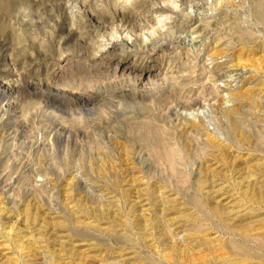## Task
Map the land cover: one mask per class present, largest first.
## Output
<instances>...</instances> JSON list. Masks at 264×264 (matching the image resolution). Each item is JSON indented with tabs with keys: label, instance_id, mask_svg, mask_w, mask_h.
<instances>
[{
	"label": "rangeland",
	"instance_id": "obj_1",
	"mask_svg": "<svg viewBox=\"0 0 264 264\" xmlns=\"http://www.w3.org/2000/svg\"><path fill=\"white\" fill-rule=\"evenodd\" d=\"M246 1L0 0V264H264Z\"/></svg>",
	"mask_w": 264,
	"mask_h": 264
},
{
	"label": "bare ground",
	"instance_id": "obj_2",
	"mask_svg": "<svg viewBox=\"0 0 264 264\" xmlns=\"http://www.w3.org/2000/svg\"><path fill=\"white\" fill-rule=\"evenodd\" d=\"M211 1H212V0H211ZM213 1H215V0H213ZM263 1H264V0H263ZM216 2H218V1H216ZM219 2H220V1H219ZM219 2H218V3H219ZM221 2H222V1H221ZM238 2L241 3V5H242L243 2H247V1H246V0H238ZM207 3H208V2H207ZM239 3H238V4H239ZM262 3H263V2H262ZM250 4H251V3H250ZM229 5H230V4H229ZM243 5H244V4H243ZM263 5H264V3H263L261 6L263 7ZM161 7H162V6H161ZM238 7H239V6H238ZM246 9H247V11H249V10H248L249 8H246V7H245V10H246ZM166 10H167V9L159 8L157 12L162 13V12H165ZM250 10H251V8H250ZM254 10H255V9H254ZM263 10H264V9H263ZM182 11H183V10H182ZM217 11H218V10H217ZM247 11H246V12H247ZM261 11H262V10H261ZM157 12H156V13H157ZM166 12H167V11H166ZM179 12H180V11H179ZM186 12H187V11H186ZM186 12H185V14H186ZM193 12H194V11H193L192 8L190 7V8L188 9V14L192 15ZM167 13H168V12H167ZM250 13H252V12L250 11ZM164 14H165V13H164ZM248 15H249V13H248ZM162 16H163V15H162ZM192 16H193V15H192ZM168 17H169V16H168ZM168 17H167V18H168ZM171 17H172V16H171ZM183 17H184V16H183ZM259 17H260V16H259ZM160 18H162V17H160ZM249 18H250V17H249ZM261 19H264V16H263ZM174 20H175V19H174ZM191 20H192V19H191ZM259 22H260V21H259ZM237 23H238V22H237ZM163 24H164V23H163ZM173 24H174V23H173ZM253 24H254V23H253ZM256 24H258V23H256ZM256 24H255V25H256ZM263 24H264V22H263ZM239 25H240V24H239ZM243 25H244V24H243ZM251 25H252V24H250V27H251ZM247 26H248V25H247ZM252 26H253V25H252ZM256 26H257V25H256ZM161 29H162V28H161ZM167 29H168V28H167ZM243 29H244V28H243ZM254 29H255V27H254ZM154 30H155V29H154ZM173 30H174V28H173ZM191 30H192V29H191ZM248 30H249V29H248ZM161 31H162V30H161ZM163 31H164V30H163ZM163 31H162L161 34L158 32V34H160V36L165 35L166 33L163 34ZM169 31H170V30H169ZM171 31H172V30H171ZM192 31H193V30H192ZM153 32H154V31H153ZM245 32H246V31H245ZM245 32H244V33H245ZM252 32H253V31H252ZM252 32H251V33H252ZM169 33H170V32H169ZM169 33H168V34H169ZM248 34H249V33H248ZM248 34H247V35H248ZM153 35L156 36V32H154ZM150 36H151V35H150ZM158 36H159V35H158ZM248 36H249V35H248ZM168 37H169V35H168ZM239 37H240V36H239ZM116 38H118V37H116ZM123 38H124V37H123ZM152 38H153V36L150 37V39H152ZM157 38H159V37H157ZM247 38H249V37H247ZM121 39H122V38H121ZM162 39H163V38H162ZM169 39H170V37H169ZM244 39H245V38H244ZM149 41H150V40H149ZM195 41H196V40H195ZM207 41H208V40H207ZM242 41H243V40H242ZM242 41H241V42H242ZM124 42H125V43H124L125 45H128V44L131 43L132 41H130L129 39H128V40L124 39ZM157 42H158V41H157ZM169 42H170V41H169ZM122 43H123V42H122ZM151 43H152V42H151ZM151 43H150V44H151ZM173 43H174V42H173ZM173 43H172V44H173ZM166 44H168V43H166ZM162 45H163V44H162ZM192 45H193V44H192ZM128 46H129V45H128ZM155 46H156V45H155ZM171 46H172V45H171ZM123 47H124V46H123ZM193 47H194V45H193ZM102 48H103V47H102ZM160 48H161V47H160ZM158 50H159V49H158ZM166 51H168V50H166ZM179 51H180V50H179ZM164 52H165V51H164ZM198 52H199V51H198ZM198 52H196V53H198ZM147 53H148V52H147ZM110 54H111V53H110ZM200 54H201V53H200ZM98 56H99V55H98ZM109 56H110V55H109ZM198 56H199V54H198ZM113 58H114V56H113ZM181 58H182V57H181ZM111 59H112V58H111ZM99 60H100V59H99ZM206 60H207V59H206ZM194 61H195V60H194ZM175 62H176V61H175ZM206 62H208V61H206ZM205 64H206V63H205ZM5 65H6V64H5ZM60 66H61V65H60ZM62 67H66V64L63 65ZM11 69H12V68H11ZM174 70H175V69H174ZM230 70H231V69H230ZM11 71H12V70H11ZM211 71H212V70H211ZM65 72H66V71H65ZM9 73H10V72H9ZM223 73H224V72H223ZM112 75H113V74H112ZM126 75H127V74H126ZM208 75H209V74H208ZM225 75H226V74H225ZM69 77H70V76H69ZM86 78H87V77H86ZM209 78H210V77H209ZM213 78H214V77H213ZM229 78H230V77H229ZM10 80H11V79H10ZM210 81H211V80H210ZM213 83H214V82H213ZM7 84H8L7 82H4V79H1V80H0V91H1L2 93H4L5 90H7V89L9 88L8 86H6ZM44 84H45V83H44ZM9 85H10V84H9ZM207 85H208V84H207ZM218 87H219V86H218ZM218 87H217V89H218ZM220 89H221V88H220ZM228 89H229V88H228ZM221 90H222V89H221ZM90 93H91V92H90ZM218 99H219V98H218ZM195 103H196V101L194 102V104H195ZM200 103H201V102H200ZM200 103L198 102V105H200ZM214 105H215V104H214ZM199 107H200V106H199ZM209 107H210V106H209ZM197 108H198V107H197ZM197 108H196V109H197ZM12 110H13V109H12ZM197 110H198V109H197ZM177 111H178V110H177ZM242 118H243V117H242ZM204 129H205V128H204ZM200 148H201V147H200ZM168 149H169V148H168ZM171 150H172V149H171ZM201 150H202V149H201ZM201 150H200V151H201ZM172 151H173V150H172ZM172 151H170V152L172 153ZM202 151H203V150H202ZM179 154H180V153H179ZM173 157H174V156H173ZM182 157H183V156H182ZM170 163H171V162H170ZM171 164H172V163H171ZM177 167H178V166H177ZM181 169H182V168H181ZM171 175H172V174H171ZM185 178H186V177H185ZM178 179H179V178H178ZM10 190H11V189H10Z\"/></svg>",
	"mask_w": 264,
	"mask_h": 264
}]
</instances>
